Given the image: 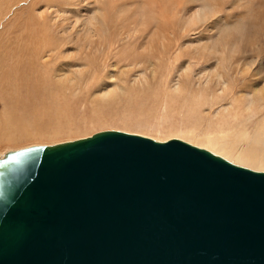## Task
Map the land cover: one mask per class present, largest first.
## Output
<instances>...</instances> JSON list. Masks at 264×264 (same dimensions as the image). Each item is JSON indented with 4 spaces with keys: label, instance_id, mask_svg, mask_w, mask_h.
Here are the masks:
<instances>
[{
    "label": "rangeland",
    "instance_id": "1",
    "mask_svg": "<svg viewBox=\"0 0 264 264\" xmlns=\"http://www.w3.org/2000/svg\"><path fill=\"white\" fill-rule=\"evenodd\" d=\"M152 1L0 0V155L101 129L253 145L264 0Z\"/></svg>",
    "mask_w": 264,
    "mask_h": 264
},
{
    "label": "water",
    "instance_id": "2",
    "mask_svg": "<svg viewBox=\"0 0 264 264\" xmlns=\"http://www.w3.org/2000/svg\"><path fill=\"white\" fill-rule=\"evenodd\" d=\"M0 264H264V170L118 129L6 151Z\"/></svg>",
    "mask_w": 264,
    "mask_h": 264
},
{
    "label": "bare ground",
    "instance_id": "3",
    "mask_svg": "<svg viewBox=\"0 0 264 264\" xmlns=\"http://www.w3.org/2000/svg\"><path fill=\"white\" fill-rule=\"evenodd\" d=\"M151 3L154 5V0ZM155 12L157 13L158 11ZM3 79H4L3 77L0 78V85L2 84L4 86L5 84H3L4 83ZM195 100L199 102L198 98H196ZM0 102H1V98H0ZM241 130L245 131L244 132L245 135L248 134V128L244 122H242L241 124ZM199 139L203 141L202 144H200L199 146H203V147L206 146V148L212 150L214 153L224 156L226 160L228 159L229 161L235 164L250 167L252 169L264 170V154L260 153L258 149V148L264 149V116L260 119V121L257 122V127L253 130V134L249 137L250 141L253 142V145L250 144L248 146L249 148L233 146L226 141H220L217 138L209 137V136L199 137ZM250 141L248 140V142Z\"/></svg>",
    "mask_w": 264,
    "mask_h": 264
}]
</instances>
